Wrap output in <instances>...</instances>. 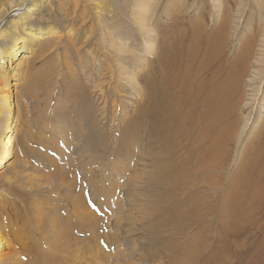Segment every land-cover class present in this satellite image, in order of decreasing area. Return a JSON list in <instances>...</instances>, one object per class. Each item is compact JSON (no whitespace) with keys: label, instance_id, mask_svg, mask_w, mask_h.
<instances>
[{"label":"rangeland","instance_id":"1","mask_svg":"<svg viewBox=\"0 0 264 264\" xmlns=\"http://www.w3.org/2000/svg\"><path fill=\"white\" fill-rule=\"evenodd\" d=\"M7 1L0 0V7ZM50 1L55 7L51 18L64 29L62 37L78 30L81 20L66 29L71 12L58 9L70 0ZM71 1L85 12L86 29L74 30V39L81 36L85 43L64 44V38L58 47L41 53L35 49L17 86H6L20 101L15 103L14 154L0 170V213L19 208L23 211L16 218L29 221L25 207L31 201L45 210L42 224L28 222L38 240L24 250L29 256L23 251L22 261L41 256L50 243L55 264H264V0H220L219 7L214 6L217 0ZM142 4L148 12L141 10L139 17H153L159 29L174 15L183 21L198 17L195 23L205 28L203 45L220 24L225 26L224 56L212 69L220 66L226 73L229 67L231 80L235 74L240 77L230 80V97L225 93L228 116L215 120L213 137L207 138L213 151L209 163L198 157L202 143L183 131H168L159 139L142 120L145 98L124 81L141 65L143 43L135 13ZM109 35L137 51L119 62L128 69L123 79L113 61L103 57ZM75 49H81L79 57ZM106 62L114 75L109 78L104 71L107 77L100 82L99 67L105 69ZM108 80L112 86L110 92L104 86V96L110 97L104 115L98 84ZM83 98L94 107L91 128ZM75 205L85 225L72 227L68 237L58 228L60 235L49 233L47 242L48 220L60 225ZM19 244L3 245L0 264H22V254H15Z\"/></svg>","mask_w":264,"mask_h":264},{"label":"bare ground","instance_id":"2","mask_svg":"<svg viewBox=\"0 0 264 264\" xmlns=\"http://www.w3.org/2000/svg\"><path fill=\"white\" fill-rule=\"evenodd\" d=\"M50 2V0H8L6 5L0 7V170L7 166L10 158L13 157L14 154L15 140L13 133L15 132L18 117L17 113H15V110L17 109L16 106L18 105H15V103L17 104V102L20 101L18 93L15 92L14 96L11 97V95H9L8 93H14V91L6 89V86L9 84L10 87L17 86L18 81L23 78V65L25 63H28L27 61L31 59L35 49H38L41 53L44 50L46 51L48 48H51L52 46L56 45V47H58L62 44L64 38H67L66 42L64 41V44L74 45L76 43V45H78L82 43L79 41L81 39V36L78 39H74V30H77L76 28L73 30V33L71 32L72 30H69L68 33L71 34L67 37H62L61 33L64 31V29L60 30L59 26L55 24L53 18H51V14L55 12V7H52V4L50 5ZM72 2L73 1L71 0L67 2L68 6L63 3V5L59 6L58 9L62 11V9L65 10V8L67 7L65 12H71L70 15L68 14L69 17H67V20H69V25L66 26V29H69L70 27L72 28V24L74 23V21H76L75 19L81 20V25L77 30L79 31L83 26L86 25L87 19L85 17V12L80 9L77 1H74L73 3ZM219 4L220 0H217L214 6L219 7ZM147 7L148 6H146L145 4H142L141 9H136V11H139L135 13L138 17V19H136L139 25V30L141 31L137 29L136 30L140 32L138 34L143 45L140 50H138V54L140 57L138 59L140 60L139 62L141 63V65L137 68L136 73L132 72L133 74L130 76L132 79L127 73V66L125 68V66L121 65L119 62H121L122 59L123 61L127 59L125 57L130 54L129 52H133V56H136L134 55V53H136L137 51L133 48V45L125 42L119 37L109 35L111 38L109 40L110 43L108 46L105 47L106 53L102 55L105 60L110 58L113 61L114 67L116 66L117 69L120 71L121 78L124 74L128 75V77H123L125 83L127 85H131V87L134 86V89L137 88L139 96L142 94V97L145 98L143 99L144 102L142 104L143 107L140 114L143 118L142 120L145 123L147 122V124L149 123L151 125V131L154 132L159 139H162L168 131L174 133H179L180 131H183V135L185 137H192V139L194 138L195 142L202 143L200 145L201 152L198 154L200 156L198 157L200 158V161L202 160L203 163H209L211 161L210 157L213 151L211 148V142L210 144H208L207 138L209 137L210 139V132L212 130V127H214L213 125L215 123V120L218 121L217 119L224 117L225 115L228 116L229 112L228 106L226 107V105H228L229 100L225 93H227L230 97V78H232L233 71L229 72L228 67L225 73L223 72L224 69L222 71V67L220 66H218L217 69H212L213 64L215 65V63L219 62L221 60L220 58L224 56L223 42L225 41H221V39L225 37V26L220 24L217 27L216 32L211 33L207 37L206 42L203 45L201 41L203 40L202 37L205 28H199V25L195 23V21L197 22L198 17H195V19H192V17L190 19L187 18L189 21H183V19L181 20L173 18L175 17L174 15L171 18L169 17L170 21H167L168 23L166 24V26L165 24L163 25V27H165L163 31H156L155 28L158 27L155 26L156 22L154 23L153 17L149 16L148 19L139 17L141 10L145 13L148 12L147 9L145 10V8ZM217 14L219 13L217 12ZM221 18L223 19L225 17L223 16ZM216 20L218 22V19ZM198 22L201 23L200 20ZM59 25L61 24L59 23ZM163 27L161 29L158 28V30H162ZM84 43L85 42H83L82 44ZM75 50L76 51L74 52L78 55L76 57H79V52L81 51V49ZM224 59H226V57ZM94 60L96 61V59ZM240 60L242 59L240 58ZM221 62L222 60L220 61V63ZM224 64L226 66V63H223L222 65ZM105 65V69L102 65H100L99 68L101 72H99L98 70V72L101 73L102 76V78H100L99 80L100 82H102L103 77H107L106 73L103 75L102 72L107 71V75L109 73V78H112V76L114 75L110 67L111 64L107 65L106 62ZM66 68L68 70H71L69 64L66 66ZM242 69L243 68L240 64V72L242 71ZM221 76H223V78H221ZM234 76L235 77L233 78L235 79L232 80H237L240 77L237 74H235ZM219 77L221 79L217 81ZM107 79L108 78H104V80ZM118 79L120 80V78ZM217 82L219 83L217 84ZM140 83H143L145 87L141 86ZM233 83L235 84L234 81ZM111 84L112 83H110L109 80L108 83L98 84V87L99 85H102L103 88H101V90H98V95H100L101 99L104 100V108L106 106V100L108 102V99L110 98L109 97L108 99H106L107 97L104 96V86L106 85V91L110 92L112 86ZM24 90L26 89L24 88ZM1 92L4 93L1 94ZM21 92L23 91L21 90ZM145 94L147 95L146 97ZM82 100L83 103L85 102L86 104V106L84 107L86 108L85 112H87V114L89 115L88 118L90 123H88L89 126L88 124L87 126L91 128V125L94 126L93 117H91V108L94 109V107H91L90 104L92 103L89 104L85 98H83ZM79 103L82 102L80 101ZM105 112L106 108L102 113H104L105 115ZM105 117H107V115ZM6 119L7 123L5 127H3V124H5ZM226 124V126H229L228 123ZM167 137H169V135H167ZM179 138L181 139L180 136ZM177 143L175 145H177ZM189 160L192 161V159ZM185 163H188V161ZM184 165L185 164H183V166ZM189 165L187 167L186 164V168L189 169ZM167 178H170L169 175L167 176ZM72 207L73 209L70 212H66V214L62 217L63 220L61 219L60 225L57 226V223L56 221H54V218L48 220L50 224H48V227H46V235L44 236V239L47 242H49L51 239L49 233L53 232V236L55 238L60 235L58 228H60V231H66V233L63 234L67 236V233L71 232L72 227H76L78 225H80L81 227L82 225H85L81 220L83 218L80 209L77 210L78 206L75 205V207ZM25 210L28 213L27 215H29V221H26L22 217L16 218L20 211H23L19 208H11L7 212L5 211L3 213H0V252L2 251L3 245H5V243L8 244L9 247H14L16 246L15 244L20 243L21 247H17V250H15V254L19 252L22 254L20 263L55 264L52 252V250H55V248H53L54 246L52 244H48L47 242L46 243L48 245H46L48 247V251L43 252L41 256H37L36 258H28L26 256V260L22 261L23 257H25L23 256V251L27 250L34 244L36 246L35 242H37L38 240L37 236L35 237L34 233H32L31 224H28V222L33 221L34 223L39 222L38 225L42 224L39 221V218L44 217L43 211H45L44 208L41 210L38 209L37 203L35 205L32 203V201L28 204V207H25ZM45 217L47 218V215ZM34 228L38 231L42 230V227L37 226ZM85 233H87V231H85ZM28 237L32 238L29 239ZM24 253L29 256L28 251H24Z\"/></svg>","mask_w":264,"mask_h":264}]
</instances>
